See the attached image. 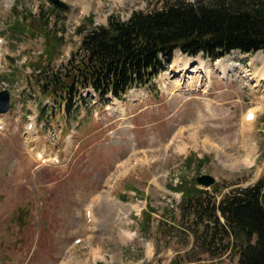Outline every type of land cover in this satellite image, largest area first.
Instances as JSON below:
<instances>
[{"label":"rangeland","instance_id":"obj_1","mask_svg":"<svg viewBox=\"0 0 264 264\" xmlns=\"http://www.w3.org/2000/svg\"><path fill=\"white\" fill-rule=\"evenodd\" d=\"M61 1L66 8L49 18L62 37L50 65L75 49L74 28L84 17L104 25L109 14L125 19L131 10L157 5ZM47 6L46 0H0V90L9 93V108L0 114V264H63L66 258L64 264H168L171 258L234 264L232 252H222L225 239L210 246L216 254L198 251L189 219L178 223L180 193L168 186L208 174L219 198L264 174V79L254 90L249 83L262 66L261 52L233 50L211 62L176 50L150 86L106 103L74 101L65 111L33 84L28 64L43 48L40 37L13 39L6 32L19 13ZM185 56L191 63L183 74ZM205 69L208 77L200 73ZM254 108L252 125L243 127V115ZM136 158L144 160L132 166Z\"/></svg>","mask_w":264,"mask_h":264},{"label":"trees","instance_id":"obj_2","mask_svg":"<svg viewBox=\"0 0 264 264\" xmlns=\"http://www.w3.org/2000/svg\"><path fill=\"white\" fill-rule=\"evenodd\" d=\"M154 2L157 5L131 10L125 19L109 14L104 25H94L91 16L84 17L74 28L78 36L75 49L55 65L49 63L62 37L50 27L53 7L43 10L40 6L34 14L19 13L20 20L9 24L6 32L13 39L24 34L42 37L43 52L29 63L33 84L42 97L65 104V111L74 101L89 104V94H82L85 89L106 103L120 99L132 87L149 86L176 49L190 56L201 53L210 60L233 50L264 54V0ZM201 163L197 161L196 170ZM216 187L215 183L208 191L194 179L169 184L181 197L178 223L182 224L184 216L189 219L186 228L191 227L200 238L196 240L200 242L198 251L212 254L210 246L225 239L222 252H232L234 264H264V174L219 198ZM149 213H143L141 222L145 223ZM193 252L186 251L198 260ZM168 264L186 262L174 258Z\"/></svg>","mask_w":264,"mask_h":264},{"label":"bare ground","instance_id":"obj_3","mask_svg":"<svg viewBox=\"0 0 264 264\" xmlns=\"http://www.w3.org/2000/svg\"><path fill=\"white\" fill-rule=\"evenodd\" d=\"M176 54L178 55L179 53L176 52ZM256 56H259L262 59L261 60L262 61V66L256 71V73L253 76V78L254 77L256 78L254 80V84H253V82H249L250 83V89H252V90H254L255 88L259 87L260 80L264 78V55L262 53H257ZM181 60H182V62H184V64H183V68L184 69H182L183 74H184L185 70H187L188 65L191 63V61L186 56L184 57V59H181ZM191 60L194 61L195 59L194 58H191ZM200 73H202V74H204V76L206 75L208 77L209 76V69H205L203 71H200ZM255 111H256V108L247 111V112H250V118H248V119L245 118V115H246L247 112L243 115V121H242L243 122V127L252 125L253 119L256 117L255 116L256 115V112ZM178 131H179V129H178ZM88 212H89L90 219H91V213H90V211H88Z\"/></svg>","mask_w":264,"mask_h":264},{"label":"water","instance_id":"obj_4","mask_svg":"<svg viewBox=\"0 0 264 264\" xmlns=\"http://www.w3.org/2000/svg\"><path fill=\"white\" fill-rule=\"evenodd\" d=\"M54 8L64 9L66 5L61 0H47ZM9 105V93L7 89L0 90V113L5 112ZM196 183L208 187L214 183V178L208 174H200L195 178Z\"/></svg>","mask_w":264,"mask_h":264}]
</instances>
